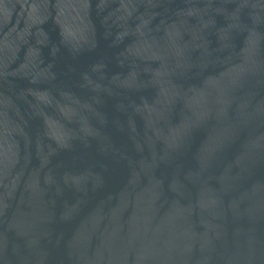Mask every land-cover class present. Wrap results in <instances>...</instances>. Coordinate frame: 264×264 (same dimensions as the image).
Segmentation results:
<instances>
[{
  "label": "water",
  "instance_id": "95a60500",
  "mask_svg": "<svg viewBox=\"0 0 264 264\" xmlns=\"http://www.w3.org/2000/svg\"><path fill=\"white\" fill-rule=\"evenodd\" d=\"M0 264H264V0H0Z\"/></svg>",
  "mask_w": 264,
  "mask_h": 264
}]
</instances>
